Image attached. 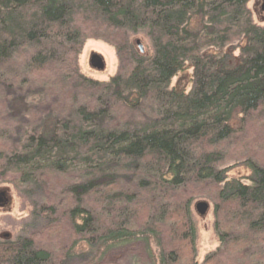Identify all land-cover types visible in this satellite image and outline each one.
Returning a JSON list of instances; mask_svg holds the SVG:
<instances>
[{"label":"trees","instance_id":"trees-1","mask_svg":"<svg viewBox=\"0 0 264 264\" xmlns=\"http://www.w3.org/2000/svg\"><path fill=\"white\" fill-rule=\"evenodd\" d=\"M248 1L0 0V183L30 207L0 264H198L203 190L219 247L201 264H264V163L247 159V183L222 168L264 124V26ZM140 32L150 53L129 41ZM87 37L115 47L106 82L79 72ZM186 64L187 93L170 88Z\"/></svg>","mask_w":264,"mask_h":264},{"label":"rangeland","instance_id":"rangeland-1","mask_svg":"<svg viewBox=\"0 0 264 264\" xmlns=\"http://www.w3.org/2000/svg\"><path fill=\"white\" fill-rule=\"evenodd\" d=\"M263 4L264 0H249L247 5L253 23L258 26H264ZM128 37L135 50L139 51L135 45V40H140L144 53H150V43L144 33L131 34ZM94 54L103 59L104 69L102 71H96L89 64L90 57ZM237 54L238 51L235 52V55ZM77 65L82 75L92 80L106 82L117 73L119 61L115 47L110 42L100 38L87 37L77 55ZM192 74V67L186 64L183 70L172 78L170 88H174L177 91H185L186 93L189 92L192 86ZM233 127H236L235 129L237 130L240 129L239 120L236 119ZM235 140L228 147L230 157L222 168L228 169L227 177L229 179L236 178L247 183L246 178L250 175L246 166L247 159L251 158L264 163V124L257 126L256 122L250 123L244 128V133L242 132ZM8 181L7 183H0V239H14L18 236L26 235L29 231L26 227L30 220V207L17 191L12 181ZM192 198L191 211L196 231L193 260L201 264L207 255L216 251L219 247V241L213 230L212 196L208 190H203L195 192ZM198 202H204L208 205V211L204 216L198 215L195 211V204ZM56 238L52 242V246L58 249L71 242L68 234L62 233L60 237ZM184 255L186 257L189 256L188 253ZM124 264H128V262Z\"/></svg>","mask_w":264,"mask_h":264},{"label":"water","instance_id":"water-1","mask_svg":"<svg viewBox=\"0 0 264 264\" xmlns=\"http://www.w3.org/2000/svg\"><path fill=\"white\" fill-rule=\"evenodd\" d=\"M262 9H264V4L262 6ZM135 45L139 50V53L143 54L144 49L140 42V40H135ZM90 66L95 69L96 71H102L104 69V62L103 59L98 55H92L90 57L89 61ZM195 211L198 215L204 216L208 211V205L204 202H198L195 204Z\"/></svg>","mask_w":264,"mask_h":264}]
</instances>
